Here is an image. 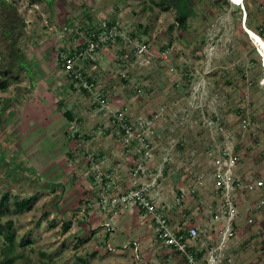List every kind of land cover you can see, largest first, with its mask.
Instances as JSON below:
<instances>
[{"label": "rangeland", "instance_id": "1", "mask_svg": "<svg viewBox=\"0 0 264 264\" xmlns=\"http://www.w3.org/2000/svg\"><path fill=\"white\" fill-rule=\"evenodd\" d=\"M228 2L0 0V200L8 195L1 223L12 221L17 264H184L157 246L155 224L137 202L105 201L149 188L150 198L171 202L204 164L206 148L224 139L238 144L240 174L264 180V68L245 30L264 38V0H245L247 21ZM89 19L116 22L112 32L122 39L87 63L97 74L88 95L57 69L56 52ZM132 43L143 53L135 56ZM126 118L150 120L145 145L121 131ZM135 163L144 174L127 169ZM102 182L121 190L104 185V197ZM19 200H32L31 209L17 210ZM238 224L245 230L232 264H264V210L251 227L244 218ZM5 237L0 262L11 246Z\"/></svg>", "mask_w": 264, "mask_h": 264}, {"label": "built area", "instance_id": "2", "mask_svg": "<svg viewBox=\"0 0 264 264\" xmlns=\"http://www.w3.org/2000/svg\"><path fill=\"white\" fill-rule=\"evenodd\" d=\"M80 27L83 26L77 27L68 38L70 46L56 52L57 66L79 87L88 90L91 94L95 89V83L90 80L89 74L84 76V63L95 60L101 50L107 47V40L116 35L111 29L102 32L96 39L93 32L88 29L80 30ZM127 40L129 43L132 42L131 38ZM132 44L135 45V56L143 53L141 45ZM124 57L125 61L130 60L126 52ZM102 94L103 91L99 93L100 99H104ZM121 121V127L129 138L140 145H145L147 138L144 130L146 128L152 130L150 120H139L140 122L137 121L136 124L129 122L127 118ZM212 123H215L214 120ZM243 125L246 126L245 123ZM139 126L141 133L132 136V133L139 131ZM202 160L204 164L201 167L195 165L200 170L190 177L187 184H182L178 188L177 195L170 200L171 202H165L159 194L156 198H150L149 188L126 193L115 182H102L103 186L108 185L118 190L117 192L121 190L119 195H111L105 203L112 207H124L131 201L137 202L155 224L154 236L157 246L174 251L184 264H232L231 250L240 240V233L245 230L238 223L244 218L247 223L246 228H249L264 210V180L240 174L241 157L238 144L227 139L211 143L206 148ZM134 165V168L127 169L137 175L144 174L138 163ZM115 171L118 173L119 170ZM160 177L157 175L154 178L155 184H158L156 180ZM96 178L95 183H98ZM105 188L106 186L102 192L104 197ZM106 192L111 193L109 190ZM246 202H250L248 207ZM187 203H190L192 208L187 209ZM194 210H196L195 215L190 217V212ZM134 245L138 253L140 248L138 242L134 241Z\"/></svg>", "mask_w": 264, "mask_h": 264}, {"label": "trees", "instance_id": "3", "mask_svg": "<svg viewBox=\"0 0 264 264\" xmlns=\"http://www.w3.org/2000/svg\"><path fill=\"white\" fill-rule=\"evenodd\" d=\"M226 2L229 3L228 0H226ZM244 6H245L246 13H247V19H246V21H247L249 16H250V14L248 13V5L246 6L244 4ZM3 21L4 22L6 21L5 23L11 22V24H12V20H10V21L9 20H3ZM90 23L91 24L88 25V31L90 30L91 32H93L94 35L96 36V39H98V37L101 36L102 32L109 31V30H111L114 27V25H116V22H115V24H113L110 21H103V20H100L98 22H95L94 20H90ZM179 27L182 30L186 29V23H185L184 20L181 22ZM80 30H86V29L84 27H80ZM2 33L4 35H10V31H7L5 28H3ZM75 36H77V35L75 34ZM135 37H134V35H131L130 38L132 40ZM121 39H122V36H115L114 38H109V40H107L106 46L110 47V48H114L120 42ZM124 54H125V51L124 50H122V51L120 50V53L118 55L124 56ZM99 55H100V53H99ZM94 61L96 62L97 60L96 59L95 60H90L88 63H94ZM86 64L87 63H84L83 68H86L85 67ZM84 74H85L84 76L86 77L87 76V72L85 71ZM1 75L3 76L4 73L2 72ZM90 80L93 81L94 83L97 82L96 78L93 79L92 76H90ZM124 81H128V77ZM0 87L2 89H6V80L3 83L0 84ZM79 90L81 92H84L85 94H88V95L90 94L89 91L84 89V88L80 87ZM106 92L107 91L104 90L102 95L104 96L106 94ZM66 116H68V119L70 121H72L74 119L73 114L71 112H66ZM127 125H129V122H127ZM121 131L125 132V130L123 128H121ZM117 164H118V162L115 163L114 165H117ZM14 165L16 166V164H14ZM91 179L93 180L95 178H91ZM7 198H8V195L5 194L0 200V234L6 233V237H5L6 241L9 240V242H11V244H10L11 246L8 247V248L3 246L1 251H2V254L4 255V257H3L4 260H2L0 262V264H17L16 261L22 259L23 257L16 254L15 247L12 245L13 238H14V234H13V230H12V221H8L5 224L1 223V217H2V214H3V209L5 207V204L8 202ZM31 205H32V200H19V201L15 202V206H16L17 210H21V209H28L29 210V209H31ZM68 228H69V224H66L65 228H64V231H67ZM24 259L21 262H19L18 264H25ZM41 264H47V263H41Z\"/></svg>", "mask_w": 264, "mask_h": 264}, {"label": "bare ground", "instance_id": "4", "mask_svg": "<svg viewBox=\"0 0 264 264\" xmlns=\"http://www.w3.org/2000/svg\"><path fill=\"white\" fill-rule=\"evenodd\" d=\"M244 1L245 0H243V4H244ZM234 5L241 7V5H238V4H234ZM241 9H242V7H241ZM243 16H244V14H243ZM246 19H247V15H246ZM247 32H248V34L251 35V37L255 40L256 44L260 48V54L262 56V62H263V67H264V38L260 37L258 35V33L254 32L253 30L247 29Z\"/></svg>", "mask_w": 264, "mask_h": 264}, {"label": "crops", "instance_id": "5", "mask_svg": "<svg viewBox=\"0 0 264 264\" xmlns=\"http://www.w3.org/2000/svg\"><path fill=\"white\" fill-rule=\"evenodd\" d=\"M6 22V21H5ZM4 22V23H5ZM9 25H11V22H9ZM101 56V55H100ZM97 63H98V61H96ZM91 63H89V65H90ZM89 65H85V71L89 74V72L88 71H90V68H89ZM39 68V67H38ZM58 69V68H57ZM31 70H33V69H31ZM34 70H36V68H34ZM34 70L32 71L33 73H35L34 72ZM28 71V70H27ZM28 72H30V71H28ZM4 76H6V75H4ZM92 78L93 79H97V74L96 73H94L93 75H92ZM44 81V80H43ZM42 81V82H43ZM41 81H39V85L41 84L42 85V82L40 83ZM48 83V82H47ZM51 83V82H50ZM36 86V85H35ZM37 86H38V84H37ZM73 86H75V85H71V86H69L70 87V90H75V88L73 87ZM240 245H241V240H238L237 241V245L236 246H234L233 248H232V250H231V257H232V260H233V263H235V258H237V256L235 257L234 256V250H237L238 248H240ZM238 259V258H237ZM243 264H245V263H243Z\"/></svg>", "mask_w": 264, "mask_h": 264}, {"label": "water", "instance_id": "6", "mask_svg": "<svg viewBox=\"0 0 264 264\" xmlns=\"http://www.w3.org/2000/svg\"><path fill=\"white\" fill-rule=\"evenodd\" d=\"M232 4H238V5H241L243 11H244V21H246V10H245V6L243 4V0H229Z\"/></svg>", "mask_w": 264, "mask_h": 264}, {"label": "clouds", "instance_id": "7", "mask_svg": "<svg viewBox=\"0 0 264 264\" xmlns=\"http://www.w3.org/2000/svg\"><path fill=\"white\" fill-rule=\"evenodd\" d=\"M245 28V27H244ZM245 30L247 31V29L245 28ZM260 37H262L260 34H258ZM254 40V39H253ZM252 40V41H253ZM258 52H259V54H260V49H258ZM260 56H261V54H260ZM261 58H262V56H261ZM262 65H263V62H262ZM264 68V67H263Z\"/></svg>", "mask_w": 264, "mask_h": 264}, {"label": "flooded vegetation", "instance_id": "8", "mask_svg": "<svg viewBox=\"0 0 264 264\" xmlns=\"http://www.w3.org/2000/svg\"><path fill=\"white\" fill-rule=\"evenodd\" d=\"M7 72H8V71H7ZM7 72L3 71L4 75H6Z\"/></svg>", "mask_w": 264, "mask_h": 264}]
</instances>
